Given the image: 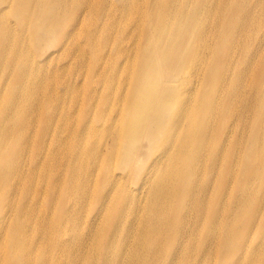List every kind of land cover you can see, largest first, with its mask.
Here are the masks:
<instances>
[{"label": "bare ground", "instance_id": "bare-ground-1", "mask_svg": "<svg viewBox=\"0 0 264 264\" xmlns=\"http://www.w3.org/2000/svg\"><path fill=\"white\" fill-rule=\"evenodd\" d=\"M118 1L0 0V264H261L264 0Z\"/></svg>", "mask_w": 264, "mask_h": 264}, {"label": "rangeland", "instance_id": "rangeland-1", "mask_svg": "<svg viewBox=\"0 0 264 264\" xmlns=\"http://www.w3.org/2000/svg\"><path fill=\"white\" fill-rule=\"evenodd\" d=\"M107 2L109 3H114L116 6H120L121 4L119 3L118 0H106ZM235 1V4L237 6H239L238 4V0H234ZM257 9L261 10L262 8L264 7H261V6H256ZM118 14H120V11H116ZM45 15V14H44ZM43 15V17H44ZM11 21L14 22L15 19L10 17ZM230 19V16L226 15L223 19V21L225 23H228ZM263 24H264V20H263ZM101 25V23H100ZM259 25V24H258ZM256 25V26H258ZM53 48V47H51ZM54 50V48L52 49ZM87 54L85 55L86 57L84 58H76V57H67V58H56V62L59 63V65H63L65 67L64 69V72H63V75L65 77V79L67 81H69L71 84H74L76 85V87H78L79 89V93L77 95V97L75 98V100L72 98L71 96V93L69 91V89L64 86L63 84H61V82H59V79L57 80V85H56V89L59 90L63 96V99H64V105L61 109H63V113L64 112H70L72 115H74V122H76V118H77V114L79 113L80 109H84L85 111H89V109H85L87 108L84 104H92V105H97V99L99 98V96L101 95L103 89L105 88V84H106V79L107 77L103 78V79H98L97 76H94L91 78V83H92V86H90V88H93L96 93H97V96L95 97H89L88 96V93L84 90V85L88 84V75H89V69H90V65L92 64L93 62V57L90 55L89 53V50L87 49ZM47 65V64H45ZM104 67H100L98 69V73L101 69H103ZM55 69V63L54 62H49V64L44 67L43 71H42V74L47 72V70H53ZM105 70V68H104ZM0 72H2V69H0ZM8 72L5 74L7 75ZM100 75V73H99ZM102 76V75H100ZM128 84L124 83V80H123V88L126 87ZM117 86V84H116ZM125 89V88H124ZM229 94L228 92L227 93H224L223 95V100L228 97ZM101 106L102 107H106L105 105H103L101 103ZM112 107V104H108L107 105V109H110ZM95 127H96V130L92 133V135L90 136V140L93 141V142H97L99 141L101 144H103V142L105 141V139H101L100 138V135H99V131H101L100 129L104 126L103 123L101 121H98V120H95ZM81 127H82V130L84 131L85 127L83 124H81ZM68 136V132L67 131H63V137H67ZM86 136V135H85ZM84 136V137H85ZM110 137H108L109 139ZM67 143V142H65ZM140 152L141 153H145L146 152V142L145 141H142V143L140 144ZM27 159V157L24 158L23 160V164H24V161ZM112 159L114 160L115 159V154L112 155ZM94 174H98V171L95 170V173ZM97 176V175H96ZM98 177V176H97ZM100 186V182H99V185L98 187ZM87 188L88 190L92 191L93 189H95V182L92 183L90 185V182H88L87 184ZM95 206V202H92V203H89V202H85L83 204V206L81 208L87 210L88 207L90 208H93ZM106 212V208L104 207L103 208V211H102V214H104ZM87 216H84L82 217V219L85 220ZM264 238H260L259 236H256L255 239H254V245H256L257 243L263 241ZM255 256V255H254ZM222 257V254L219 256V260L216 261L215 260V256H212L207 262L208 264H221L222 263V260H220ZM254 261V260H253ZM262 263L261 264H264V261H261Z\"/></svg>", "mask_w": 264, "mask_h": 264}]
</instances>
